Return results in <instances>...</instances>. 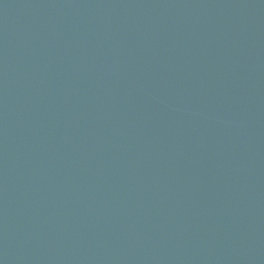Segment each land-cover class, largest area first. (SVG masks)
I'll list each match as a JSON object with an SVG mask.
<instances>
[{"label":"water","instance_id":"obj_1","mask_svg":"<svg viewBox=\"0 0 264 264\" xmlns=\"http://www.w3.org/2000/svg\"><path fill=\"white\" fill-rule=\"evenodd\" d=\"M0 264H264V0H0Z\"/></svg>","mask_w":264,"mask_h":264}]
</instances>
